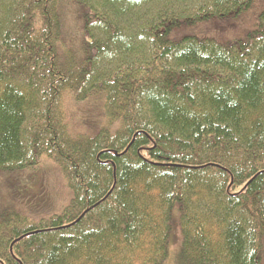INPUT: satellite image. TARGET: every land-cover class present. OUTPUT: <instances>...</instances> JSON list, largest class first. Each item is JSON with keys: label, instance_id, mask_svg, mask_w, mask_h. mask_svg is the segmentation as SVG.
<instances>
[{"label": "trees", "instance_id": "obj_1", "mask_svg": "<svg viewBox=\"0 0 264 264\" xmlns=\"http://www.w3.org/2000/svg\"><path fill=\"white\" fill-rule=\"evenodd\" d=\"M256 1L0 0V182L23 204L0 205V264H263L264 9L234 26ZM96 93L103 125L74 133L67 97ZM42 159L72 197L32 217Z\"/></svg>", "mask_w": 264, "mask_h": 264}, {"label": "rangeland", "instance_id": "obj_2", "mask_svg": "<svg viewBox=\"0 0 264 264\" xmlns=\"http://www.w3.org/2000/svg\"><path fill=\"white\" fill-rule=\"evenodd\" d=\"M263 9L264 0H257L250 10L241 15L237 21H234V26L237 27L240 25L239 27L241 30L246 29L244 27L247 24L251 25L252 22L254 23L255 19ZM70 17L73 18L72 12ZM69 23L71 26L70 28L72 29L73 27V22L67 21V33ZM102 102L103 94L101 93H96L83 102H76L73 96H68L66 100V110L71 130L74 133H97L104 123ZM40 164L41 166L33 172L32 180L34 186L31 194V201L27 203V207L25 206V211L32 217H35L36 215L46 216L59 213L63 211L62 209L69 203L72 197L71 190L67 186L59 168L48 159H42ZM2 186L4 185L0 182L1 206L7 202L5 201L6 199L9 200L10 196L4 189H2ZM9 201L11 203L23 205L14 199H10ZM18 209L21 210L20 206ZM32 212H35L36 214H33ZM262 263L264 264V250Z\"/></svg>", "mask_w": 264, "mask_h": 264}]
</instances>
